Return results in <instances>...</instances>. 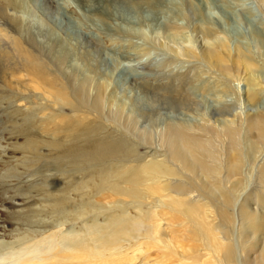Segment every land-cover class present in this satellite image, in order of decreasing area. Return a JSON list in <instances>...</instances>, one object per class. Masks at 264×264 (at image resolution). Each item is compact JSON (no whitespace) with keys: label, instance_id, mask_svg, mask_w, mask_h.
Wrapping results in <instances>:
<instances>
[{"label":"bare ground","instance_id":"6f19581e","mask_svg":"<svg viewBox=\"0 0 264 264\" xmlns=\"http://www.w3.org/2000/svg\"><path fill=\"white\" fill-rule=\"evenodd\" d=\"M31 1L0 0L11 26L2 28L0 36L9 39L11 54L21 65L8 67L10 52L0 49V80L14 92L4 110L24 115L3 130L13 139L10 148L0 136V154L7 158L0 161L13 164L2 178L16 177L9 184H21L14 194L8 185L5 198L14 206L16 224L27 228L18 227L15 239L7 241L8 227L0 216V262L264 264V212L247 203L261 194L264 207V106L218 123L210 118L188 121L179 112L162 118L151 131L136 119L155 121L151 117L161 115V106L150 107L137 95L128 101L118 98L117 86H108V72L88 66L92 52L74 36L50 34L43 41L33 35L24 18ZM78 2L112 35L187 28L201 37L199 46L174 48L169 57L186 70L177 76L168 68L169 76L183 83L182 90L174 93L171 82L152 88L164 91L168 106H199L191 89L200 64L227 88H233L229 79L241 72L246 105H262L264 20L247 0H111V8L101 5L103 0ZM258 2L264 16V0ZM114 10L120 25L107 23ZM95 40L90 36L86 42ZM189 59L194 63L185 62ZM22 69L27 79L19 76ZM151 85L143 82L140 89ZM228 103L220 102V112ZM141 144L147 149L141 150ZM40 162L47 169L25 179L15 166ZM256 168L262 185L253 187ZM2 210L11 212L7 206ZM40 213L47 217L41 219ZM44 234L45 245L39 248L41 240L35 237ZM153 248L157 254L150 253Z\"/></svg>","mask_w":264,"mask_h":264},{"label":"rangeland","instance_id":"374dc122","mask_svg":"<svg viewBox=\"0 0 264 264\" xmlns=\"http://www.w3.org/2000/svg\"><path fill=\"white\" fill-rule=\"evenodd\" d=\"M247 1L249 2L248 6H250L252 10L253 9L256 10L257 12L256 11L255 12L258 13L259 16H261V19L263 21L264 20L263 10L260 8L258 0H252V1L247 0ZM101 5H106L105 8L107 7L111 8V6L113 7V4H111V0H106V1L103 0ZM114 5H117L115 1H114ZM4 10L6 11L5 8L3 9L0 8V34L4 32L1 30L2 28L10 30V27H11L9 24L10 23L9 19L6 16ZM122 12L124 13L123 15H125V11L122 10ZM108 14L110 16L108 18L109 20L107 19V23L108 21L116 25H120V23H122V20H120L119 15L116 13V10ZM24 18H25V21L29 23L30 29L33 28L31 29L33 35H36L37 38H40L43 41L48 39L50 34L56 37H65V36L73 37L74 36L75 38H77L76 40H78V42L81 41L80 42L82 44L81 48L87 49L88 53L92 52L91 54H93L92 56L89 53L90 63L88 64V66L91 64L92 65L94 64L97 70L99 69L103 72L105 71L108 72L106 73L108 86L109 87L117 86L118 98H122L128 101L131 99V97H134L135 95H137L143 98L144 100L146 99L148 104H151L149 105L150 107L154 106V108H156L157 106H161V110H160L161 115L156 116L154 114L151 117L155 121H151L148 116L147 118H145V116H138L137 117L138 119H136V121H138L141 126H145L150 129L152 128L151 131L153 130L155 132V128H157L158 123H160V120L162 118H167V116H170L173 114L175 115L179 112H184L185 115H177V116L185 118L188 121L189 120L198 121L204 118H210L215 123H218V122H223V120H226L228 117L233 118V120L236 121V118L238 116L236 114L241 115L240 114L241 111H244L242 114V117H243L244 115L254 114L258 110V108L260 109V108H263L264 106V89L260 97V100L262 102L261 106L254 107L252 109L246 105L247 101L245 98V91H244L246 87H245V83L243 82L241 78L243 77L242 76L243 74L241 72H240L241 74L240 73L235 74L234 77L231 78V80L229 79V84L232 82L230 85L233 88H227L222 85L221 80L219 79L220 76L219 77L216 76L217 75L216 73H212L207 67L201 64L196 65L197 68L195 71L198 75V79L196 81H193V87L191 89L193 90V97L197 98L199 101V106H194L195 108L192 107L191 109L178 107L176 105L170 107L166 104L167 102L165 100V96L167 95L164 93V91L159 88L152 89L158 84L164 85V84H168L171 82L170 85H173L171 87L174 93H175L176 88H178L179 90H182L180 86L183 83L182 84L180 83L179 78H174L172 76H169V69H172L174 71L172 74L178 73L179 75L177 76L186 74L185 73L186 70L180 69L179 63L174 60L170 61L169 57L173 53L174 48L177 49L178 51L184 48V46H199L200 45L199 40L201 39V37L198 36L194 30L182 28L179 32H177L172 29H167L157 34V33H151L149 31H145L142 29L141 30L142 34L140 35H133V34L128 35L130 39L128 36H121L117 34L112 35L113 32H111L107 28H104L100 24H99L100 26L97 24L98 22L96 20V17H94L91 12L85 9V7H83L78 2V0H32L29 3L28 11H27V14L24 15ZM12 33L17 34V32H13V31ZM75 33H76V36H75ZM144 35H148L149 37H152L154 40H156V44L154 45L151 43L149 44V42L146 41V38ZM90 36H92L94 39L96 38L97 40H95L94 42H86L90 38ZM1 38H4V39H1ZM0 39H1L0 44L3 45L2 47H0V49H2V51L5 50V51L10 52L8 56L9 57L8 63L10 62L9 63L10 65L8 67H11L13 65H19L21 67L18 61L19 60L18 57L11 54V51H10L12 49L11 42L8 44V42L6 41V40L9 41V39H7L4 36H0ZM94 57H95V60H93ZM192 61L194 60L189 59L188 61L186 60L185 62L189 64L194 63ZM3 62L4 61L0 58V73L3 69L2 68ZM22 71L23 69L20 70L19 76L23 79H27L28 75L24 71L22 73ZM132 76L136 78V82L131 81L130 77ZM169 77H172L173 79ZM149 81H151L153 87L151 85L150 87L148 86V88L145 91L143 90L141 91L140 88H142L143 82L148 83ZM212 86L214 87L212 88ZM13 94L14 92L10 90L9 88L5 87L3 83H1V80H0V136L4 135V137L6 138L4 140H1V142H2V145L5 146L7 149L11 147L12 143L10 142H12L13 139L8 136L6 131H3L4 128L10 127L9 123L14 124V120L16 118L21 119L24 116V115H15L12 110H8V111L4 110L5 107H10L8 104V98L9 96ZM37 94L39 93L37 92ZM147 94L149 95V97H147ZM220 102H227V103L229 102L228 103L229 108L227 110H224L226 113H224V111L220 112V108H221ZM20 104L24 105L25 103L21 102ZM232 108H234V111H232L233 110ZM236 111L238 113H236ZM169 118H173V117L171 116ZM35 121L37 120L35 119ZM153 125H156V126H153ZM130 139L134 141L133 138H130ZM17 141H21V139H18ZM144 146L145 145L141 144L140 149L141 150L147 149V148H144ZM10 152L11 151H9V153ZM0 157H3L4 160L7 159L4 154H0ZM42 164L43 163L40 162L39 164L27 163V165H30L29 167L27 165H15V166H17L18 171H20L23 174L21 178L25 179L26 175H28V173L29 174L32 173V171L35 172L36 170L39 171L42 169H47L42 166L39 167V165H42ZM12 165L13 164L10 161H6V162L0 161V174H1L0 175V216L2 217V220H3L2 224H5V226L8 227V229H6V233L4 234V238L7 241L9 240L11 241L15 239V234L18 232L16 229L18 227H24L25 229H27L25 226H18L16 224L17 222H19V220L17 219L16 215L12 214L14 213L13 212L14 206L12 207L11 200H7L5 198L6 193H7L6 189L8 185L11 186V190H9L8 193H13V194L19 193L20 189H22L20 187L21 184L20 186L19 185L13 186V184L12 185L9 184V183L16 182L18 180L16 177H10L8 179L2 178L6 174V172H8V168H11ZM21 166L22 167L24 166V167L22 168ZM257 169L258 168H256L254 172H256ZM256 175L258 176V171L254 173V175L252 176L253 178H251V184L253 187L262 185L258 183V178ZM12 187H14L15 189L14 191ZM260 195L258 196V199L255 196H251L253 198L249 197L247 199L248 200L247 203L249 206H251V208H256L258 212L262 213L264 212V207H262L263 199L260 198ZM4 206L11 208V212H6L2 210ZM23 208L26 211H29L28 205H24ZM45 217H47L45 213H40L41 219ZM34 225L35 226L39 225V223H34ZM26 234L30 237H34V235L28 230H26ZM57 234H58L57 232L53 233V235H57ZM45 236L46 234L42 236L36 235L35 239L41 240L39 244V248L44 247L45 245L44 237ZM150 253L157 254L154 248L152 249ZM18 263H19L18 261L12 262L7 259H4L0 262V264H18ZM48 263H44V264H48Z\"/></svg>","mask_w":264,"mask_h":264}]
</instances>
